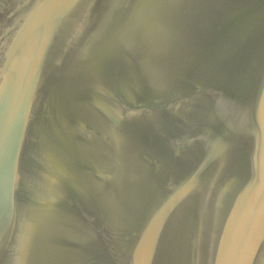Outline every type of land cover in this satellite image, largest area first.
Masks as SVG:
<instances>
[{
    "label": "water",
    "instance_id": "water-1",
    "mask_svg": "<svg viewBox=\"0 0 264 264\" xmlns=\"http://www.w3.org/2000/svg\"><path fill=\"white\" fill-rule=\"evenodd\" d=\"M0 264H264V0H0Z\"/></svg>",
    "mask_w": 264,
    "mask_h": 264
}]
</instances>
